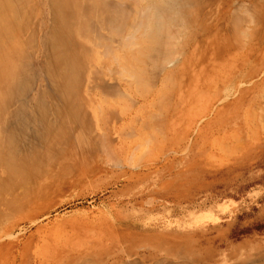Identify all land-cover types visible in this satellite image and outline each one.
<instances>
[{
    "label": "rangeland",
    "instance_id": "1",
    "mask_svg": "<svg viewBox=\"0 0 264 264\" xmlns=\"http://www.w3.org/2000/svg\"><path fill=\"white\" fill-rule=\"evenodd\" d=\"M36 2L8 121L28 155L47 151L41 112L54 125L68 104L45 69L51 21ZM199 2L171 61L127 36L91 79L79 68L84 112L51 161L15 180L0 161V264H264V0Z\"/></svg>",
    "mask_w": 264,
    "mask_h": 264
},
{
    "label": "bare ground",
    "instance_id": "2",
    "mask_svg": "<svg viewBox=\"0 0 264 264\" xmlns=\"http://www.w3.org/2000/svg\"><path fill=\"white\" fill-rule=\"evenodd\" d=\"M36 1L38 0H0V139L1 135L3 136V139L0 140V152L2 157L0 161L5 171L20 175L18 176L15 174L12 177H23L27 167H29L30 170L32 169L33 172L42 161L45 159L50 160L48 159L50 156L48 149L50 144L53 142L54 145L61 137L68 134V129L65 124L66 120H75L77 113L83 115L82 112L84 111H82V103L80 102L81 91L74 85L75 82L79 81L78 75L81 66L85 68V75L83 74V77L85 76L87 79H91L92 66L97 64L98 61H103V53H113L110 59L111 63L117 60L115 51L119 50L124 45V39L127 36L137 38L143 49L148 46L150 49L152 48L158 51L160 56L164 58V60L161 58V61H165L166 57L169 55L171 56L169 59L171 61L173 56V54L171 55V51L175 46V41L180 39V36L183 37V30H187V28H184L186 25L189 29V24L187 23L192 24L198 21H195L197 17H193L192 13L194 14L201 9L199 0H45L48 4L49 19L51 21V26L49 28L51 41L47 47L48 67L45 69L51 80L55 82L59 81L63 85L60 86L63 91L61 97L64 101L68 100V104L65 105L66 108L62 112L58 113L59 120L56 122L57 124L54 123V125L45 118L46 113L43 112L42 114L41 112L42 117L45 119V143L41 144V146L45 145L47 151L45 152L46 154L43 155L36 147L34 151L28 155L21 152L20 154L18 151L19 148L17 147V145L22 142L21 140L20 142L18 138L20 137L19 139H21L22 137L23 127H20V129H22L18 132V128L16 127V129L13 125L10 126L8 121H11L10 118L13 115L11 104L15 103V98L19 93V84L24 76L23 64L20 60L23 58L24 54L22 49L24 48L23 43L27 41V38L24 36L27 31V6L32 9L35 7L38 12L40 4ZM231 1L236 0H225L227 9ZM11 17H14L13 21ZM192 29H194V27H192ZM225 29H227V27H225ZM202 30L204 33L207 32V29L203 28ZM193 31L192 33H195V35L198 34V29ZM161 61L159 62L161 63ZM207 62L208 61L205 63L202 62L203 66L204 64L206 65L205 68L201 66L203 68L199 73L203 74L205 69L209 66H213V64L211 65L210 62ZM207 64L210 65L208 66ZM201 67L199 68L201 69ZM201 76L203 78L205 77V75H200L199 77ZM82 87L87 89L89 86H84V83L82 84L81 82V90ZM101 88L105 91L116 89L112 85H107L105 83ZM108 93L111 94L110 92ZM111 95L115 96L114 93ZM38 109L41 111L42 107L39 106ZM26 125L28 124L26 123ZM23 126L26 130V126ZM54 126L59 128L61 133L59 129L55 131ZM17 136L19 137L17 138ZM66 137L65 140H68ZM100 137L102 139L99 140H102V144L105 143L104 136L101 135ZM15 141L16 143H20L15 145ZM108 149L110 150V148ZM55 150L58 151V149ZM50 151H53V149H50ZM60 152L59 150L58 153L60 154ZM110 158H112V156H110ZM116 159L117 158H112V160ZM44 165H46V163ZM41 168L42 166L40 169ZM32 172H30V175ZM28 173L25 175L27 179ZM16 177L11 179L15 180ZM24 179L26 181V177ZM24 179L19 178V182L16 180L14 183L16 186H25L27 181H24V184L21 181ZM2 182L3 181H1L0 184ZM16 182H18V184ZM14 183L12 182V184ZM2 186H0V188ZM14 186L11 185L12 189ZM23 188L24 187H22V190ZM2 189L4 188L2 187L0 191ZM22 193L24 194L23 191L20 194Z\"/></svg>",
    "mask_w": 264,
    "mask_h": 264
},
{
    "label": "crops",
    "instance_id": "3",
    "mask_svg": "<svg viewBox=\"0 0 264 264\" xmlns=\"http://www.w3.org/2000/svg\"><path fill=\"white\" fill-rule=\"evenodd\" d=\"M152 193V192H151ZM144 193H138V191L136 192V195H143ZM152 195H155V192L152 193Z\"/></svg>",
    "mask_w": 264,
    "mask_h": 264
}]
</instances>
